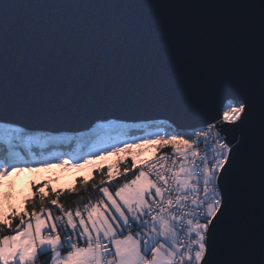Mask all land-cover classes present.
<instances>
[{
  "label": "snow or ice",
  "instance_id": "snow-or-ice-1",
  "mask_svg": "<svg viewBox=\"0 0 264 264\" xmlns=\"http://www.w3.org/2000/svg\"><path fill=\"white\" fill-rule=\"evenodd\" d=\"M19 7L13 3L0 8V41H7ZM247 7L258 8L260 15L259 114L256 95L247 81L228 82L222 77L210 90L202 88L195 94L181 89L171 95L147 96L139 103L131 96H114L78 104L76 115L81 119L109 102L136 112L112 115L116 119L99 115L88 120L84 128L104 126L101 122L108 121L107 127L126 130L129 125L122 121L131 119L141 121L139 127L158 131L107 144L74 165L82 168L110 154H126L118 162L125 165L123 171L109 165L104 172L95 201L65 208L60 192H54V199L40 192L39 210L14 216L19 220L15 227L8 219L0 221V233L4 229L13 233L0 235V264H36L44 253L51 255L42 264H264V0ZM189 70L186 65L178 66L181 79ZM181 92L192 99L185 102ZM45 94L46 86L30 103L13 104L6 81L0 79V123L22 125L0 139V177L13 170L52 166L46 159H24L23 148L30 154L33 147L74 141L66 134L77 127L32 122L72 115L40 106ZM161 116L164 118L159 119ZM253 123H258L259 129L258 257L252 223L256 166L250 131ZM143 144H155L157 151L170 147L172 154L138 162L130 149ZM70 163L59 160L61 166ZM128 174L133 178L123 179ZM120 179L123 182L110 190L108 185Z\"/></svg>",
  "mask_w": 264,
  "mask_h": 264
},
{
  "label": "water",
  "instance_id": "water-1",
  "mask_svg": "<svg viewBox=\"0 0 264 264\" xmlns=\"http://www.w3.org/2000/svg\"><path fill=\"white\" fill-rule=\"evenodd\" d=\"M260 0H0L21 5L7 41H0V79L9 101L30 103L46 86L39 105L72 113L49 118L45 125L74 126L93 117L134 115V108L106 103L76 115L77 106L93 99L193 94L211 89L217 78L246 80L257 98L261 71ZM239 6V7H237ZM190 69L181 79L178 66ZM185 102L192 99L181 92ZM214 116L215 112L210 113ZM161 116L159 119H163ZM106 122V121H105ZM122 122L139 123V120ZM2 124V123H0ZM12 126H22L11 124ZM253 137V236L259 255V129Z\"/></svg>",
  "mask_w": 264,
  "mask_h": 264
},
{
  "label": "trees",
  "instance_id": "trees-1",
  "mask_svg": "<svg viewBox=\"0 0 264 264\" xmlns=\"http://www.w3.org/2000/svg\"><path fill=\"white\" fill-rule=\"evenodd\" d=\"M113 125L116 123L112 121ZM129 127L125 129H120L117 127H107L108 121L101 122V125L93 127L92 129L84 132L78 133H68L66 135H71L74 137V141L69 144H59L45 146V148L33 147L31 153H28L27 148L21 150V155L24 159H46L51 163V167L28 170L24 169L19 175H29L32 172L38 173L39 176L32 177L27 184V193L21 200L19 206H13L10 210L0 213V221L8 219L15 227L19 223L18 219H14L20 213H31L33 209L39 210V193H47L51 198H56L54 192H60V202L65 205V208L83 206L87 203L89 199L95 201L99 198L100 192L99 187L100 179L102 178L104 172L107 171L111 162H116L121 171L125 166L120 162L122 157H125V153L110 154L103 159H95L90 164H85L82 168L75 167L74 165L81 162L86 158V154L95 151L107 144L116 142L117 140L123 141L135 136L145 135L147 133H154L158 131L155 127L143 128L139 127V123L134 122H122ZM146 123V122H145ZM17 126L0 124V139L4 138L6 135L10 134L12 129ZM126 133V134H125ZM131 142V141H130ZM122 146V145H121ZM171 151L170 147H165L160 151ZM140 151L142 156L136 159L138 162H143L147 157L154 155L160 151H157V146L155 144H143L139 146H134L130 149L132 156L136 152ZM138 155L135 154V157ZM60 159H68L71 161L68 165L61 166L59 164ZM127 166H131V156L127 157ZM133 174H128L123 179H132ZM123 179L118 180L115 183H111L108 186L110 190H114L115 187L119 186L123 182ZM23 183V182H22ZM40 185H43L41 188ZM50 189L52 191H50ZM73 189H77L73 192ZM47 205L51 207L50 199L47 200ZM55 211V209H54ZM56 214H59L58 212ZM137 231V229H133ZM10 233L7 229H4L0 235H9ZM50 253H44L40 256V259L36 261V264H42V261H46Z\"/></svg>",
  "mask_w": 264,
  "mask_h": 264
},
{
  "label": "rangeland",
  "instance_id": "rangeland-1",
  "mask_svg": "<svg viewBox=\"0 0 264 264\" xmlns=\"http://www.w3.org/2000/svg\"><path fill=\"white\" fill-rule=\"evenodd\" d=\"M135 154L138 155L136 159H139V157L142 156L140 151ZM111 165L114 166V168L118 167L117 161H112ZM19 173V171L13 170L9 172L8 176L0 177V213L10 210L13 206H19L28 190L25 184H27L32 177L38 178L39 176L38 173L33 172L29 175H19Z\"/></svg>",
  "mask_w": 264,
  "mask_h": 264
},
{
  "label": "built area",
  "instance_id": "built-area-1",
  "mask_svg": "<svg viewBox=\"0 0 264 264\" xmlns=\"http://www.w3.org/2000/svg\"><path fill=\"white\" fill-rule=\"evenodd\" d=\"M204 147L205 146L203 144H201L200 145V150L203 151L204 150ZM165 153L168 154V155H171L172 154L171 151H169V150L160 151V152H158V153H156L154 155H151V156L147 157L143 162L149 161L150 159H154L156 156L161 155V154H165ZM208 154L211 155V152L209 151Z\"/></svg>",
  "mask_w": 264,
  "mask_h": 264
}]
</instances>
